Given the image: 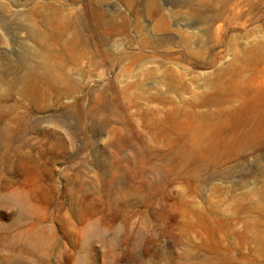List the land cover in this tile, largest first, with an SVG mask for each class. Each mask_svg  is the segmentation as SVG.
Returning a JSON list of instances; mask_svg holds the SVG:
<instances>
[{
  "label": "rangeland",
  "instance_id": "374dc122",
  "mask_svg": "<svg viewBox=\"0 0 264 264\" xmlns=\"http://www.w3.org/2000/svg\"><path fill=\"white\" fill-rule=\"evenodd\" d=\"M0 264H264V0H0Z\"/></svg>",
  "mask_w": 264,
  "mask_h": 264
},
{
  "label": "bare ground",
  "instance_id": "6f19581e",
  "mask_svg": "<svg viewBox=\"0 0 264 264\" xmlns=\"http://www.w3.org/2000/svg\"><path fill=\"white\" fill-rule=\"evenodd\" d=\"M70 16H72V15H70ZM76 19V18H75ZM86 20V19H85ZM141 33V32H140ZM86 42H89V39H86ZM95 224H90V226L89 227H87V232H90L91 230H93V229H95Z\"/></svg>",
  "mask_w": 264,
  "mask_h": 264
}]
</instances>
